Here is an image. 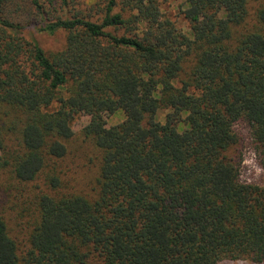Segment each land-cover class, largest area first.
<instances>
[{"label": "trees", "instance_id": "obj_1", "mask_svg": "<svg viewBox=\"0 0 264 264\" xmlns=\"http://www.w3.org/2000/svg\"><path fill=\"white\" fill-rule=\"evenodd\" d=\"M76 3L0 0V264L264 263V183L227 153L245 121L264 169V0H186L185 27L159 0ZM31 28L65 30V47L47 53ZM82 115L95 196L60 170ZM7 170L43 184L23 254L1 209Z\"/></svg>", "mask_w": 264, "mask_h": 264}, {"label": "rangeland", "instance_id": "obj_2", "mask_svg": "<svg viewBox=\"0 0 264 264\" xmlns=\"http://www.w3.org/2000/svg\"><path fill=\"white\" fill-rule=\"evenodd\" d=\"M79 8H90L92 4L100 0H76ZM162 11L165 15L176 20L180 26L185 27L180 11L185 6L186 0H159ZM256 8V5H254ZM50 15L60 12L59 4L47 5ZM58 9V11H56ZM254 11V8L252 9ZM26 18L32 19L29 13ZM27 36L36 39L47 53H54L65 47L67 32L58 30L55 33L39 31L31 28L26 31ZM166 111L159 112V118L164 121ZM125 118L122 109L107 116L108 124L113 125ZM88 121V116H79L73 123L74 136L66 142L68 146L67 156L61 160L60 170L63 178V187L70 191H77L95 196L97 193V177L100 165L101 152L83 133V127ZM238 135V143L227 153L239 163L240 178L243 182L263 185L264 169L261 157L258 153V144L252 137L251 127L245 121H239L235 125ZM10 144V142H9ZM1 152V150H0ZM2 175L3 188L6 190L2 201L1 209L8 222L9 232L18 242L19 252L23 254L30 247V230L32 210L34 206V195L38 192L42 181L20 184L10 171H4ZM219 264H257L249 259L223 260ZM264 264V263H261Z\"/></svg>", "mask_w": 264, "mask_h": 264}]
</instances>
